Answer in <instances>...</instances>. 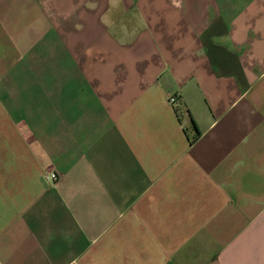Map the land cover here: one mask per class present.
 <instances>
[{
	"label": "crops",
	"instance_id": "crops-1",
	"mask_svg": "<svg viewBox=\"0 0 264 264\" xmlns=\"http://www.w3.org/2000/svg\"><path fill=\"white\" fill-rule=\"evenodd\" d=\"M0 264H264V0H0Z\"/></svg>",
	"mask_w": 264,
	"mask_h": 264
},
{
	"label": "built area",
	"instance_id": "built-area-1",
	"mask_svg": "<svg viewBox=\"0 0 264 264\" xmlns=\"http://www.w3.org/2000/svg\"><path fill=\"white\" fill-rule=\"evenodd\" d=\"M167 101L171 105L175 106L178 101V95L176 93H170L167 97ZM49 177L54 180L56 178V174L54 172H51L49 173Z\"/></svg>",
	"mask_w": 264,
	"mask_h": 264
}]
</instances>
